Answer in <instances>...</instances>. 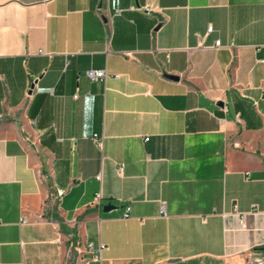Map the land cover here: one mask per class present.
<instances>
[{"label":"crops","instance_id":"obj_1","mask_svg":"<svg viewBox=\"0 0 264 264\" xmlns=\"http://www.w3.org/2000/svg\"><path fill=\"white\" fill-rule=\"evenodd\" d=\"M263 149L264 0H0V264H252Z\"/></svg>","mask_w":264,"mask_h":264},{"label":"built area","instance_id":"obj_2","mask_svg":"<svg viewBox=\"0 0 264 264\" xmlns=\"http://www.w3.org/2000/svg\"><path fill=\"white\" fill-rule=\"evenodd\" d=\"M213 30V27L212 26H208V32H212ZM221 45V41L220 40H216V43H215V46L217 47H220ZM128 55L130 54V52L127 53ZM86 74H87V77L91 80V81H96V80H99V81H103L106 79V76H108L107 72L105 70H99V69H87L86 70ZM119 74H116L115 77H117ZM74 97H76V94L74 95ZM94 140L97 142V144H100L101 141H103L102 137H98L97 135H94L93 136ZM263 152H264V149H263ZM122 168H124L123 166L121 167H118L117 171L119 173H121L122 171ZM101 194H98L96 195V198L95 200H97L99 197H100ZM130 209V206H128L126 208V212L124 214L125 217H128V211ZM236 212L237 214H239L240 216V220L243 223V220H244V214H241L240 212L237 211V207H236V204H234L233 206V212ZM161 213L165 215V212L164 210L162 209L161 210ZM245 225V224H244ZM106 248V244H100L99 246H94V244H92L91 242L88 243L87 247H86V250L89 251L91 253V257H93L94 260L96 261H102L103 260V257H102V252L103 250ZM85 249V248H84ZM251 260V263L252 264H264V253L259 256V257H255L253 259H250Z\"/></svg>","mask_w":264,"mask_h":264},{"label":"water","instance_id":"obj_3","mask_svg":"<svg viewBox=\"0 0 264 264\" xmlns=\"http://www.w3.org/2000/svg\"><path fill=\"white\" fill-rule=\"evenodd\" d=\"M172 77L176 79L175 76H172ZM112 206H113L112 204H108L107 206H105V207H103V208L106 209V208H108V207H112Z\"/></svg>","mask_w":264,"mask_h":264},{"label":"trees","instance_id":"obj_4","mask_svg":"<svg viewBox=\"0 0 264 264\" xmlns=\"http://www.w3.org/2000/svg\"><path fill=\"white\" fill-rule=\"evenodd\" d=\"M183 264H185V263H183ZM186 264H198V263H197V261H192V262H188Z\"/></svg>","mask_w":264,"mask_h":264}]
</instances>
